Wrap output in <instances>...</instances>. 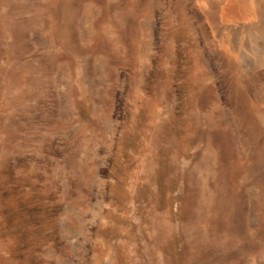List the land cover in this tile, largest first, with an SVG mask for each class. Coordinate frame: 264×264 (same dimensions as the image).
<instances>
[{"label":"rangeland","instance_id":"1","mask_svg":"<svg viewBox=\"0 0 264 264\" xmlns=\"http://www.w3.org/2000/svg\"><path fill=\"white\" fill-rule=\"evenodd\" d=\"M222 36L194 0H0V264H264V48Z\"/></svg>","mask_w":264,"mask_h":264},{"label":"bare ground","instance_id":"2","mask_svg":"<svg viewBox=\"0 0 264 264\" xmlns=\"http://www.w3.org/2000/svg\"><path fill=\"white\" fill-rule=\"evenodd\" d=\"M194 4L206 15L214 33L226 37H218V42L264 48V0H194ZM229 33L239 36L231 40L227 38Z\"/></svg>","mask_w":264,"mask_h":264}]
</instances>
